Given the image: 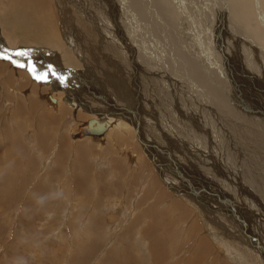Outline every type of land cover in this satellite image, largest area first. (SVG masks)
Instances as JSON below:
<instances>
[{
	"label": "rangeland",
	"instance_id": "rangeland-1",
	"mask_svg": "<svg viewBox=\"0 0 264 264\" xmlns=\"http://www.w3.org/2000/svg\"><path fill=\"white\" fill-rule=\"evenodd\" d=\"M126 1L133 11H142L137 19L138 27L145 25L149 29H167L166 20L152 11L148 0ZM171 1L173 5L177 2ZM242 1L244 26L257 38L260 24L264 21V0ZM74 2L83 6L81 0H68L64 7L63 0H45L42 10L46 17L43 15L39 21L48 26L45 25V34H35L28 14H36V18L41 13L33 14L35 7L30 5L31 0H0V37L5 41L3 44L12 52L29 47L35 51V45L46 46L44 49L47 52H41L39 58H45L59 75L65 77L63 81L52 75L46 81L36 80L25 68L0 59V264H187L186 260L202 239L208 246L207 257L204 255V261H194L195 264H264V145L258 146L253 134L256 131L264 135V115L252 107L241 105L242 98L239 102L229 95L231 83L227 82V67L229 72L233 71L231 68L235 64H230L236 59H241V62L236 60L238 66L241 63L239 72L247 61L255 62L258 76L261 74L256 63L264 68V41L254 39L253 45H243L242 41L238 54L235 40L224 36L219 49L227 54V61H224L227 67L224 74L219 73L215 66L217 74L214 76L222 81L215 78L220 92L208 91L205 73L201 69L187 68L184 51L191 49L188 52L194 53V46L188 44L187 29L177 25L174 30L179 48L177 53L173 52L176 55L173 60L168 55L171 54L168 42L166 45L162 40L161 49L150 41L146 44L140 38H134L138 53L135 62L127 53L119 55L117 51L133 44L127 34V29L134 25L132 21L131 26L127 23L131 13L112 7L109 0H99L95 7L100 17L90 19L84 14L85 10H71ZM255 4L260 6L258 9L262 17ZM84 5L89 9L87 4ZM110 6L111 13L108 14ZM193 8L194 18H198L195 14L198 13L197 7ZM69 16L89 21L84 23L81 20L84 31L94 33L90 47L100 52L99 59L94 54L89 64L96 61L99 67L97 77L102 81L91 75L84 66L86 63H80L77 55L73 57L69 48L66 52L53 47L55 36L57 42L61 41L60 44L65 47L62 34L67 37L70 34L68 31H75ZM59 19L64 23L63 29ZM191 24L187 22L185 25L190 30L198 26ZM47 30L55 33L53 41L46 36ZM152 32L158 33L155 30ZM205 34L207 40L210 35L208 29ZM149 45L152 46L148 48ZM184 45L188 48L185 49ZM144 47L151 50L148 51L154 58L141 50ZM49 49H55L59 54L50 55ZM34 51L29 57L16 59L26 64L30 60L45 71L49 65L40 60L34 61ZM228 51H232L231 54ZM257 52L260 53L257 55ZM179 57L183 58V62H179ZM191 57L194 58V55ZM162 62L163 68L169 70L174 64L176 69L173 72L177 73V79L171 81L165 72V77L161 75ZM106 72L111 74L112 85L103 83ZM234 72L240 74L237 70ZM158 75L161 77L158 78ZM180 76L185 80L192 77V81L186 85L179 79ZM61 82H67L66 87L73 95L78 89L80 98H84L89 107L73 103L70 98V102H66L68 92L64 88L51 89ZM243 83L244 93H252L256 98L259 90L247 79ZM246 84L248 89L244 87ZM235 89L232 86L237 93ZM49 95L55 98V102H50ZM243 108L250 112L251 120L243 121L235 115V111ZM95 109L102 110L104 117L116 119L111 130L101 137L89 136L83 128L85 121L95 116ZM221 136L223 138L220 139ZM180 193L185 194L184 197ZM28 198L35 210L33 215L27 207ZM155 219L162 225L150 228L153 236L150 234L148 237L146 230ZM191 224L195 232L187 233ZM169 229H173V235H170ZM172 237L177 240L174 238L169 242ZM170 245L176 246L175 249H171Z\"/></svg>",
	"mask_w": 264,
	"mask_h": 264
},
{
	"label": "bare ground",
	"instance_id": "bare-ground-1",
	"mask_svg": "<svg viewBox=\"0 0 264 264\" xmlns=\"http://www.w3.org/2000/svg\"><path fill=\"white\" fill-rule=\"evenodd\" d=\"M52 1V0H51ZM55 1V0H54ZM61 1V0H60ZM66 1H68V0H63V7L65 6V2ZM75 1V0H74ZM97 1H99V0H81V3L83 4V6H79L76 2H74L75 4H74V6H71L70 8H71V10L72 9H78L79 11H82V10H85V12H84V14L88 17V18H94L95 16H96V18L97 17H100V14L96 11V7H95V3L97 2ZM110 2H112L111 3V6L112 7H117V8H121L122 10L123 9H126L128 12H129V14L131 13V17H130V21L127 19V23L131 26V21H132V23H134V25H132V27H130L129 29H127V34L129 35V37H131L130 38V40L133 42V40H134V38H136V39H138V38H140L141 39V41H144L145 43L147 42V41H150V42H152V43H154V44H157L158 46H160L161 47V49H162V40H163V43L164 44H166L167 42H168V52L169 53H171V54H168L169 55V57L173 60L174 59V57L173 56H176V55H174L173 54V52H175V53H177L178 52V45H177V43H178V40H177V37H176V34L177 33H175L174 32V30L176 29V28H178V26L177 25H180L181 27H183V28H185V29H187V31H185V33H187L188 34V39H189V43L188 44H190L192 47H193V50H194V53L193 54H190L189 52H188V50L190 51L191 49H187L188 47H185V45L183 46L185 49H187L186 51H184L186 54H187V68L189 69V70H191V68L193 67V68H197V69H201L204 73H205V75L207 76V79L205 80L206 81V83L208 84L207 86H208V91H213V92H220V90H218L217 88H216V80H215V78H217V81H220V82H222L221 80H220V78L219 77H214L216 74H217V71L215 70V66L218 68V70H219V73H224L225 74V70H226V67L227 66H224V61H227V59L225 58L226 56H227V54H226V52L225 51H223L222 50V48H221V50L219 49L220 47V44H221V40L223 41V38H224V36H227V37H231V38H233L234 40H235V45H236V50L238 51V54H240V52H241V42L243 41L244 42V44L243 45H245L246 43L247 44H251V45H253L254 43H253V41H254V39L255 40H258V41H261V40H263L264 41V21H262L261 22V24H260V29H259V31H258V37L257 38H255V36L254 35H252V34H250V33H252V32H250L248 29H246V27L244 26V23H245V21H244V16H243V14H242V11L241 10H243V6H244V4H243V1L242 0H177V4L176 3H174V5L172 4V1L171 0H148L149 1V6L151 7V9H152V11H154L155 13H158L159 15H160V19L163 17L165 20H166V24H167V29H164V28H162V29H159V30H157V29H154V28H148V27H145V25H143V26H141V27H138V24H137V19H138V17H139V13H142V11L141 12H139L138 11V9H137V11H133L131 8H130V6L129 5H127L126 4V0H109ZM124 1H126V2H124ZM31 2H32V4L30 3V5H32V6H34L35 8H34V12H33V14L34 13H37V14H39V12L41 13L40 14V16H37L36 18H35V16H36V14L33 16H30V14H28V17L29 18H31L32 19V21L30 22L31 23V27H32V29H33V31H34V33L35 34H37L38 32L39 33H41V34H45V30H46V28H45V25H46V23H41L40 21H39V19L45 14V13H43V11L44 10H42V7H44V5H45V0H31ZM47 3H48V1H47ZM200 3V4H199ZM202 3H203V5H202ZM84 4H87L88 5V7H89V9H87V7L84 5ZM175 4H176V6H175ZM60 5V4H59ZM198 5H199V7H198ZM201 5V6H200ZM20 6V5H19ZM111 6H110V8L108 9L107 8V11H109L108 12V14H110L111 13ZM62 7V8H63ZM122 7H124V8H122ZM193 7H197V8H195V9H197L198 10V13L197 12H195V14H197L199 17L197 18V16L194 18V14H193V12H192V10H191V8H193ZM105 8V7H104ZM250 8V7H249ZM255 8L256 9H258V8H260V6L258 5V4H255ZM194 9V8H193ZM251 9V8H250ZM63 10V9H62ZM116 10V9H115ZM31 11V10H30ZM21 12V11H20ZM186 13V14H185ZM258 13H259V15H260V17H262V15H261V13H260V10L258 9ZM68 14V13H67ZM147 14H148V16L151 18V19H153V17L151 16V14H150V12L149 11H147ZM192 14H193V17H191L192 16ZM47 15V14H46ZM60 15V14H59ZM80 15V14H79ZM113 15V14H112ZM186 15H188V18L186 17ZM45 16V15H44ZM75 16V15H74ZM77 16V15H76ZM128 16V15H127ZM46 17V16H45ZM49 17H50V15H49ZM63 17H65V14L63 15ZM67 17H68V15H67ZM70 17V16H69ZM1 18V17H0ZM79 18V17H78ZM78 18H72V17H70V21L72 22L73 21V25L75 26V31H74V29H73V32H71V31H68V32H70V34L69 35H67V37H65V35L63 36V34H62V37L64 38V43L66 44V46L65 47H63L62 46V44H60V42L58 43L57 42V39H56V36H55V44L53 45V47L54 48H57V47H59V50L60 49H63L64 51H68V48H69V51H70V53L72 54V56L73 57H75L76 55L78 56L77 57V59H78V61L80 62V63H83V62H85L86 64L84 65V66H86V68H87V70L89 71V73L91 74V75H93L98 81L100 80V81H102V79H100L99 77H97L98 75H97V72L99 71V67L96 65V61L94 62V63H91V64H89L90 62H91V60L94 58V54L98 57L100 54V52H97V51H95V50H93L91 47H90V44H91V42L93 41V38L92 37H94V36H92V35H94V33H88V32H85L84 31V26H83V22L84 23H87V22H89L87 19H84L83 17L81 18V19H78ZM128 18V17H127ZM192 18V19H191ZM65 19V18H64ZM98 19V18H97ZM96 19V20H97ZM196 19V20H195ZM252 19H254V18H252ZM81 20L83 21V22H81ZM236 20V21H235ZM68 21V20H67ZM95 21V20H94ZM112 21V20H111ZM192 21V22H191ZM14 22V21H13ZM20 22V21H19ZM59 25H60V28L61 29H63V22L59 19ZM66 22V21H65ZM187 22H190V25H192L191 23H193L194 25L195 24H197L198 26L197 27H191V30L187 27V25H185ZM176 23V24H175ZM22 24V23H21ZM50 24V23H49ZM165 24V25H166ZM25 25H26V22H25ZM99 25V24H98ZM46 26H48V25H46ZM88 26V25H87ZM100 26V25H99ZM25 27V26H24ZM29 27V26H28ZM101 27V26H100ZM114 27V26H113ZM181 27H179V28H181ZM17 29H18V27H16ZM86 28V27H85ZM24 29V28H23ZM71 29V28H70ZM116 29V28H115ZM206 29H208V33L210 34L209 36H208V38H207V40H206V34H205V30ZM90 30V29H89ZM118 30V29H117ZM152 30H155V31H158V33H153L152 32ZM100 31L101 32H104V30L102 29V28H100ZM124 30H122V32H123ZM126 31V30H125ZM184 31V30H183ZM16 32V31H15ZM177 32H178V29H177ZM64 33H65V31H64ZM153 33V34H152ZM181 33V32H180ZM53 34H55L54 32H51V31H48L47 30V32H46V36L48 37V38H50V39H52V41H53ZM58 34V33H57ZM113 34V33H112ZM160 34V35H159ZM102 35V34H101ZM125 35V34H124ZM162 35V36H161ZM179 35V34H178ZM184 35V34H183ZM118 36H120V35H118ZM186 36V35H185ZM122 37V36H121ZM126 37V36H125ZM162 37H163V39H162ZM127 38V37H126ZM228 39V38H227ZM226 39V40H227ZM66 40H67V42H68V44L66 43ZM17 41V40H16ZM95 41V40H94ZM128 41V40H127ZM140 41V40H139ZM140 41V42H141ZM194 41V42H193ZM229 41V40H228ZM131 42V43H132ZM139 42V43H140ZM149 42V43H150ZM226 42V41H225ZM3 43H5V41L0 37V51H4V50H9V48H7L6 46H5V44H3ZM181 43H183V42H181ZM233 43V42H232ZM28 44L29 43H27V46H28ZM110 44V43H109ZM142 44H143V42H142ZM147 44V43H146ZM174 44H176V45H174ZM226 44V43H225ZM4 45V46H3ZM34 45V44H33ZM167 45V44H166ZM242 45V46H243ZM137 47V45L133 42V44H131L130 45V47L129 48H127V47H122L123 49H117L115 46V48L117 49V51H118V54L120 55L121 54V52H124V53H127L128 54V56L131 58V61H137V58H138V53H137V50H136V47ZM152 45H149L148 46V48H150ZM164 46V45H163ZM248 46H250V45H248ZM32 47V46H31ZM46 46H43L42 44L41 45H35L34 46V48H36L35 49V51H34V49L33 50H31L30 51V54H33L32 52L34 51V52H36V56H35V58L33 59L34 61L35 60H40V61H42L44 64H46V65H50V62H48V61H46V59L45 58H42V59H40L39 57H41L40 56V54H41V52H47L46 51V49H44ZM93 47V46H92ZM159 47V48H160ZM182 47V48H183ZM252 47V46H251ZM52 48V47H51ZM250 48V47H249ZM253 48V47H252ZM29 49H32V48H30L29 47ZM100 49V48H99ZM138 49H140L139 48V46H138ZM164 49V48H163ZM97 50V49H96ZM102 50V49H101ZM141 50L144 52V53H146V54H150L151 55V57L152 58H154L153 56L154 55H152V53H149V51L148 50H150V49H145V47L144 48H141ZM49 51V53H50V55H51V53L53 54V55H57V54H59V51H57V50H55V49H49L48 50ZM52 51V52H51ZM110 51H111V48H110ZM151 51V50H150ZM12 51L11 50H9V53H11ZM61 52V51H60ZM165 52V51H164ZM229 52V51H228ZM231 52L232 51H230L229 53L231 54ZM260 52H257V55L259 54ZM180 54H181V52H180ZM235 54V53H234ZM42 55V54H41ZM111 55V54H110ZM118 55V56H119ZM165 55V54H164ZM182 55H183V53H182ZM192 55H194V58H192L191 56ZM32 56V55H31ZM116 56V55H115ZM231 56V55H230ZM114 57V56H113ZM140 57V56H139ZM182 57V56H181ZM232 57H235V55L234 56H232ZM257 57V56H256ZM120 58H122V57H120ZM229 58V57H228ZM257 58H259V57H257ZM13 59H15V60H18V59H16V57H14L13 56ZM98 59H99V57H98ZM149 59V58H148ZM160 59V58H159ZM245 59H248L247 57L245 58ZM67 60V59H66ZM96 60V59H95ZM179 62L182 60V62H183V58L181 59L180 57H179ZM234 60V59H233ZM237 60V59H236ZM236 60H235V62L233 61V63L232 64H230V66L231 65H234L235 64V67H232L231 69L233 70V71H231V72H229L230 71V69L227 67V69H228V74H227V82H228V84H230L231 83V85H230V87H229V95H233L234 96V99L235 100H239V102H240V100H241V98H242V100H241V105H243L244 107H246V106H249V107H252L253 109H255V111L256 112H258V111H260V112H263L262 114L264 115V68L261 66V65H258L257 63H256V65H257V69H258V71L261 73L259 76H258V74H257V72H256V70H255V68H254V64H255V62H251V63H248L247 61H246V63H245V65H242V69H241V72H239V69H238V67L239 66H241V63H240V65L238 66V64L236 63ZM261 60V59H260ZM19 61V60H18ZM75 61V60H74ZM159 61V60H158ZM238 62H241V59H238L237 60ZM259 61V59L258 60H256V62H258ZM1 62V61H0ZM21 62H23V63H25L24 61H21ZM72 62H73V60H72ZM71 62V63H72ZM185 62V61H184ZM217 62H219L217 65H216V63ZM107 63V62H106ZM147 63V62H146ZM150 63V62H149ZM172 63V61L170 62V63H167L165 66H167V65H170ZM175 63V62H174ZM226 63H228V62H226ZM242 63H244V61L242 60ZM5 64V63H4ZM26 64V63H25ZM89 64V65H88ZM138 64V63H137ZM261 64V63H260ZM71 65V64H70ZM96 65V66H95ZM160 65H161V70H160V72H162V76H164L163 75V72H165V73H167V75L169 76V78H170V80L171 81H173V79L174 78H176V76H177V73L176 72H173L176 68L174 67V64H172L171 65V67H170V70H169V68H163L164 67V64H163V62L162 63H160ZM228 65V64H227ZM36 66V65H35ZM73 66V65H72ZM75 67L77 66V65H74ZM158 66V65H157ZM2 67V66H1ZM159 67V66H158ZM67 68V70H68V67H66ZM65 68V69H66ZM4 69V68H3ZM26 70H27V68H25ZM36 69H37V71L38 72H40V71H42V68H40V66H36ZM149 69V68H148ZM1 70H2V68H1ZM24 70V69H23ZM72 70H77L76 68L75 69H73L72 68ZM171 70H172V72H171ZM238 71L240 74H236L234 71ZM9 71V70H8ZM28 71V70H27ZM78 71V70H77ZM104 71V70H103ZM110 71V70H109ZM113 70H111V72H112ZM181 71V70H180ZM29 72V71H28ZM169 72H171V74L172 75H170V73ZM184 72V71H183ZM74 73V72H73ZM76 73H80V72H76ZM181 73V72H180ZM245 74V75H243V74ZM185 74V73H184ZM106 75L107 76H105L104 77V80H103V83L104 84H106L107 83V85H112V83H111V74L110 73H108V72H106ZM161 75L159 76H157L158 78H160L161 77ZM166 75V76H167ZM87 76V75H86ZM90 76V75H89ZM80 77V76H79ZM83 77V76H82ZM85 77V76H84ZM88 77V76H87ZM91 77V76H90ZM102 77V76H101ZM165 77V76H164ZM13 78V77H12ZM11 78V79H12ZM157 78V79H158ZM81 79V78H80ZM88 79H90L89 77H88ZM107 79V80H106ZM177 79V78H176ZM179 79L183 82V83H186V85H187V82L189 81H192V77H190V78H187V80H185L184 78H182L181 76L179 77ZM245 79H247L248 80V82H250V83H252V85H253V87H255L256 89H258L259 90V94L257 95V97L256 98H254L253 97V95H252V93H244V89H243V85H244V83H243V81L245 80ZM86 80V79H85ZM94 80V79H93ZM161 82L163 81L164 82V80L163 79H159ZM170 80H168V81H170ZM92 81V80H91ZM95 81V80H94ZM177 81V80H176ZM254 81L257 83V84H255L254 83ZM106 82V83H105ZM116 82H119V81H116ZM5 83V82H4ZM120 83V82H119ZM179 83V82H178ZM194 82H192V84H193ZM215 83V84H214ZM169 84V83H168ZM177 84V83H176ZM7 85V84H6ZM64 85V86H63ZM102 85V84H101ZM135 85V84H134ZM256 85L258 86V88L256 87ZM67 82H61L60 83V85L58 86V87H55V85H53L52 86V90H58V89H65V92H68V93H66L67 94V96H66V98H65V100H66V102H70V100H69V98L72 100V102L74 103V102H78L79 104H81V105H83V106H87V107H89V105L86 103V101L84 100V98H80L81 97V95L79 94V91H78V89H76L74 92H76V94L75 95H73V94H71V91L69 90V89H67ZM232 86H234L236 89V91H237V93L234 91V90H232ZM22 87V86H21ZM170 87V86H169ZM245 88H247L248 89V85L246 84L245 86H244ZM51 90V91H52ZM89 90V89H88ZM90 90H92V89H90ZM203 90V89H202ZM226 90V89H225ZM251 90V89H250ZM189 91H190V89H189ZM255 91V90H254ZM64 92V93H65ZM254 93H256V92H254ZM63 94V93H62ZM203 94V93H202ZM217 94V93H216ZM226 94V93H225ZM85 95V94H84ZM197 95V94H196ZM170 96V95H169ZM58 97H59V95H58ZM57 97V98H58ZM195 97V96H194ZM202 97V96H201ZM208 97H210V96H208ZM192 98V97H191ZM78 99V100H77ZM80 99V100H79ZM233 99V98H232ZM49 100H50V102H55V98H52V96L51 95H49ZM64 100V99H63ZM208 100V99H207ZM234 100V101H235ZM247 100V101H246ZM5 101V100H4ZM57 101H58V99H57ZM59 101H60V99H59ZM58 101V102H59ZM68 102V103H69ZM88 102V101H87ZM238 102V103H239ZM63 103V102H62ZM72 103V104H73ZM77 103V104H78ZM150 103V102H149ZM56 104V103H55ZM66 104V103H65ZM208 104H210L209 102H208ZM59 105V104H58ZM76 105V104H75ZM236 104H234L233 106H235ZM69 106V105H68ZM72 106V105H71ZM74 106V105H73ZM77 106V105H76ZM155 106V105H154ZM55 107V106H54ZM80 107V106H79ZM175 107H176V105H175ZM72 108V107H71ZM95 108V107H94ZM154 108H156V107H154ZM153 108V109H154ZM177 108V107H176ZM188 108V107H187ZM209 108H211V107H209ZM251 108V109H252ZM252 109V110H253ZM92 110V109H91ZM157 110V109H156ZM93 111V110H92ZM95 112H93V114L95 115V116H93V117H90V118H92L94 121L93 122H91V125H97L98 126V124L97 123H99V124H101V125H103L102 127H103V129L99 132V133H95L94 134V132H88L87 131V121H88V119H90V118H88L86 121H85V125H84V131H85V134H87V135H89V136H93V137H101L103 134H105V132H107L108 130H111L110 128L114 125L113 124V122H114V120H116V119H113V117H104L102 114H103V111L102 110H94ZM112 111V110H111ZM115 111V110H114ZM155 111V110H154ZM253 112V111H252ZM112 113V112H111ZM156 113H158V111L157 112H155V114ZM216 113V112H215ZM250 113V112H249ZM246 110H244V108L243 109H240V110H237V111H235V115L239 118V119H241V120H243V121H249V120H251L252 118H251V115L249 114ZM130 114V113H129ZM176 114V113H175ZM112 115V114H111ZM114 115H116V113H114ZM160 115V114H159ZM159 115H157V116H159ZM254 115V114H253ZM59 116H61V115H59ZM58 116V117H59ZM25 117V116H24ZM221 117V116H220ZM257 117V116H256ZM75 118V117H74ZM164 118V117H163ZM263 118V117H262ZM25 119V118H24ZM132 120V119H131ZM131 120H129V122L131 121ZM140 120V119H139ZM138 120V121H139ZM163 120V119H162ZM135 121V120H134ZM97 122V123H96ZM125 121H123V123H124ZM140 122V121H139ZM237 122V121H236ZM254 122H255V119H254ZM35 123V122H34ZM46 123V122H45ZM234 123V122H233ZM116 124V123H115ZM120 122H119V125H118V127L120 126ZM125 124H127L126 126H129V124L128 123H125ZM130 124H132L131 122H130ZM137 124H138V122H137ZM142 124V123H141ZM245 124V123H244ZM244 124H242V125H244ZM263 124V123H262ZM162 125V124H161ZM160 125V126H161ZM215 125V124H214ZM125 126V125H124ZM124 126H122V128H124ZM134 126V125H133ZM139 126V125H138ZM160 126H158V127H160ZM157 127V128H158ZM167 127V126H166ZM187 127V126H186ZM260 127V126H259ZM121 128V127H120ZM242 128H243V126H242ZM125 129V128H124ZM133 129V128H132ZM139 129V128H138ZM137 129V130H138ZM189 129V128H188ZM212 129V128H211ZM219 129V128H218ZM225 129V128H224ZM246 129V128H245ZM261 129V128H260ZM141 130H142V128H141ZM144 130V129H143ZM213 131V130H212ZM246 131H247V129H246ZM49 132L50 133H52L51 132V130H49ZM138 132V131H137ZM188 132V131H187ZM229 132V131H228ZM239 132V131H238ZM242 132V131H241ZM260 132V131H259ZM143 133V132H142ZM194 133V132H193ZM139 134H141V132L139 133ZM244 134V133H243ZM245 134H246V132H245ZM254 134V140H256V143L258 144V146H260V145H264V135H262L261 133H258V132H254L253 133ZM6 135V134H5ZM8 135V134H7ZM194 135V134H193ZM227 135V134H226ZM229 135V134H228ZM231 135H232V133H231ZM175 136V135H174ZM104 137H106V136H104ZM103 137V138H104ZM142 137V136H141ZM194 138V137H193ZM221 138H223L222 136L220 137V139ZM167 139V138H166ZM239 139V138H238ZM237 139V140H238ZM249 139V138H248ZM219 140V139H218ZM236 140V139H235ZM240 140V139H239ZM198 141V140H197ZM220 141V140H219ZM225 141H226V139H225ZM143 142H144V140H143ZM150 142V141H149ZM167 142V141H166ZM216 142H217V140H216ZM233 142V141H232ZM145 143V142H144ZM194 143V142H193ZM208 143H209V141H208ZM236 143V142H235ZM242 143V142H241ZM253 143V142H252ZM190 144V143H189ZM195 145H196V143H194ZM218 144V143H217ZM244 144V143H243ZM145 145H147V144H145ZM149 145V144H148ZM228 145V144H227ZM230 145V144H229ZM250 145V144H249ZM224 146V145H223ZM237 146H238V142H237ZM240 146V145H239ZM212 147V146H211ZM88 148V147H87ZM151 149V148H150ZM160 150V149H159ZM158 150V151H159ZM179 149H177V151H178ZM264 150V149H263ZM85 151H87V150H85ZM89 151H91V150H88V152ZM148 151H149V149H148ZM152 151V150H151ZM253 151H255V150H253ZM181 152V151H180ZM240 152V151H239ZM239 152H237L238 154H239ZM160 153V152H159ZM227 153V152H226ZM260 153V152H259ZM169 154V153H168ZM195 154H197V153H195ZM229 154V153H228ZM49 155V154H48ZM51 155V154H50ZM171 155V154H170ZM173 155V154H172ZM177 155V154H176ZM240 155V154H239ZM258 155V154H257ZM182 156V155H181ZM225 156V155H224ZM58 157V156H57ZM108 157V156H107ZM214 157V156H213ZM219 157V156H218ZM227 157V156H226ZM180 158V157H179ZM207 158V157H206ZM223 158V157H222ZM225 158V157H224ZM175 159V158H174ZM189 159V161H191L190 160V158H188ZM201 159H204V158H201ZM221 159V158H220ZM237 159V158H236ZM46 160H47V158H46ZM54 160V159H53ZM52 160V161H53ZM100 160V159H99ZM180 160H181V158H180ZM179 160V161H180ZM224 160V159H223ZM223 160H222V162H223ZM226 160V159H225ZM224 160V161H225ZM230 160V159H229ZM229 160H227V161H229ZM175 161V160H174ZM219 161V160H218ZM173 163V162H172ZM175 163V162H174ZM187 163V162H186ZM190 163V162H189ZM207 163V162H206ZM218 163V162H217ZM223 163H225V162H223ZM264 163V162H263ZM205 164V163H204ZM209 165V164H208ZM170 166V165H169ZM173 165H171V167H172ZM174 167H175V165H174ZM179 167V166H178ZM177 167V168H178ZM187 167V166H186ZM202 167V166H201ZM121 168V167H120ZM185 168V167H184ZM216 168V167H215ZM180 169V168H179ZM178 169V170H179ZM199 169H201V168H199ZM181 170H182V168H181ZM218 170V169H217ZM187 171H188V169H187ZM205 171V170H204ZM207 172H208V170H207ZM234 172V171H233ZM186 173V172H185ZM25 174V173H24ZM176 174V173H175ZM179 174V173H178ZM196 174H198V173H196ZM234 174V173H233ZM238 174H240V173H238ZM26 175V174H25ZM125 175V174H124ZM173 175V174H172ZM185 175V174H184ZM190 175H191V173H190ZM220 175V174H219ZM227 175V174H226ZM231 175V174H230ZM229 175V176H230ZM177 176H180V175H177ZM176 176V177H177ZM212 176H213V174H212ZM244 176V175H243ZM181 177V176H180ZM199 177V176H198ZM225 177V176H224ZM178 178V177H177ZM190 178V177H189ZM193 178V177H192ZM228 178V177H227ZM230 178V177H229ZM238 178V177H237ZM90 179V178H89ZM133 179V178H132ZM154 179V178H153ZM183 179H184V177H183ZM201 179V178H200ZM218 179V178H217ZM239 179V178H238ZM233 180H234V178H233ZM89 181V180H88ZM118 181V180H117ZM186 181V180H185ZM190 181V180H189ZM204 181V180H203ZM202 181V182H203ZM215 181V180H214ZM90 182H91V180H90ZM89 182V183H90ZM92 182H93V179H92ZM187 182V181H186ZM212 182V181H211ZM96 183V182H95ZM119 183V182H118ZM117 183V184H118ZM191 183H193V182H191ZM220 183V182H219ZM231 183V182H230ZM79 184V183H78ZM97 184V183H96ZM188 184V183H187ZM189 184H190V182H189ZM188 184V185H189ZM215 184V183H214ZM221 184V183H220ZM119 185V184H118ZM122 185H123V183H122ZM170 185H172V184H170ZM237 185V184H236ZM78 186V185H77ZM129 186V185H128ZM150 186H152V185H150ZM184 186V185H183ZM195 186V185H194ZM59 187V186H58ZM122 187V186H121ZM154 187V186H153ZM153 187H151V188H153ZM188 187V186H187ZM199 187V186H198ZM218 187V186H217ZM223 187V186H222ZM108 188V187H107ZM175 188V187H174ZM189 188V187H188ZM96 189V188H95ZM98 189V188H97ZM176 190H181L182 188H175ZM174 189V190H175ZM200 189V188H199ZM258 189H259V187H258ZM55 190V189H54ZM58 190V189H57ZM191 190V189H190ZM207 190V189H206ZM220 190V189H219ZM218 190V191H219ZM242 190V189H241ZM253 190V189H252ZM256 190V189H255ZM153 191V190H152ZM173 191V190H172ZM185 191V190H184ZM203 191V190H202ZM223 191V190H222ZM96 192H97V190H96ZM164 192V191H163ZM178 192V191H177ZM200 192V191H199ZM207 192V191H206ZM216 192V191H215ZM251 192V191H250ZM249 192V193H250ZM254 192V191H253ZM259 192H261V191H259ZM258 192V193H259ZM104 193V192H103ZM107 193V192H106ZM201 193V192H200ZM204 193V192H203ZM214 193V192H213ZM225 193V192H224ZM99 193H97V195H98ZM109 194V193H108ZM218 194V193H217ZM260 194H262V193H260ZM259 194V195H260ZM180 195L182 196V197H184L183 195H185V194H181L180 193ZM227 195V194H226ZM253 195V194H252ZM258 195V196H259ZM113 196V195H112ZM168 196V195H167ZM256 197H257V195H255ZM56 197V196H55ZM98 197V196H97ZM189 196H187V198H188ZM260 197V196H259ZM58 198V197H57ZM94 198H96V197H94ZM99 198H101L100 196H99ZM116 198H118L117 196H116ZM126 198V197H125ZM128 199H129V197H127ZM133 198V197H132ZM190 198V197H189ZM260 198H262V197H260ZM30 198H28V201H27V203L29 204L27 207L29 208V213L31 214V212H32V215H33V213L35 212V210H34V208L32 207V203H31V201L29 200ZM176 199V198H175ZM185 199V198H184ZM183 199V200H184ZM220 199V198H219ZM58 200V199H57ZM92 200V199H91ZM94 200V199H93ZM114 201H115V199H113ZM144 200V199H143ZM158 200H161V198H158ZM157 200V201H158ZM186 200V199H185ZM194 200V199H193ZM214 200V199H213ZM224 200V199H223ZM239 200V199H238ZM132 201V200H131ZM195 201V200H194ZM230 201V200H229ZM259 201V200H258ZM249 202V201H248ZM257 202V201H256ZM158 203V202H157ZM190 203V202H189ZM189 203H187V204H189ZM194 203V202H193ZM138 204H139V202H138ZM190 204H192V203H190ZM115 205V204H114ZM118 205V204H117ZM200 205V204H199ZM222 205V204H221ZM256 205V204H255ZM111 206V205H110ZM263 206V205H262ZM193 207V206H192ZM222 207V206H221ZM255 207V206H254ZM100 208V207H99ZM107 208V207H106ZM211 208V207H210ZM232 208V207H231ZM241 208V207H240ZM257 208V207H256ZM218 209V208H217ZM227 209V208H226ZM225 209V210H226ZM229 209V208H228ZM105 210V209H104ZM219 210H220V208H219ZM236 210V209H235ZM263 210V209H262ZM92 211H93V209H92ZM95 211H96V207H95ZM123 211V210H122ZM145 211H147V210H145ZM256 211V210H255ZM258 211V210H257ZM23 212V211H22ZM94 212V211H93ZM104 212V211H103ZM125 212V211H124ZM148 212V211H147ZM237 212V211H236ZM242 212V211H241ZM96 213H97V211H96ZM120 215H122L123 214V212H118ZM117 213V214H118ZM122 213V214H121ZM125 213H127V211L125 212ZM50 214V213H49ZM225 214V213H224ZM236 214V213H235ZM243 214H244V212H243ZM26 215V214H25ZM200 215V214H199ZM223 215V214H222ZM226 215V214H225ZM234 215V214H233ZM240 215V214H239ZM125 216H127L126 214H125ZM136 216V215H135ZM142 216V215H141ZM161 216V215H160ZM169 216V215H168ZM183 216V215H182ZM181 216V217H182ZM121 217V216H120ZM226 217V216H225ZM152 218V217H151ZM162 218H163V216H162ZM228 218V217H227ZM142 219V218H141ZM229 219V218H228ZM99 221V220H98ZM137 221V220H136ZM204 221V220H203ZM262 222V221H261ZM179 222H177V224H178ZM173 224H175L174 223V221H173ZM158 225V226H157ZM160 225H162L158 220H153L152 221V225L150 226V227H148L149 229L148 230H146V234L148 235V237H149V235L151 234V230H150V228H153V227H155V226H157V227H159ZM187 225V224H186ZM250 225V224H249ZM208 226V225H207ZM213 226V225H212ZM164 227V226H163ZM175 227V226H174ZM242 227V226H241ZM140 228V227H139ZM166 228V227H165ZM144 229V228H143ZM159 229V228H158ZM152 230H156V229H152ZM170 230V229H169ZM208 230V229H207ZM257 230V229H256ZM172 231H173V229L172 230H170L169 232H171V234L170 235H173L172 234ZM180 231V230H179ZM243 231V230H242ZM187 233H189V232H195V228L193 227V224H191V226H190V230L189 229H187V231H186ZM237 232V231H236ZM177 233V232H176ZM169 234V233H168ZM152 235V234H151ZM239 235V234H238ZM153 236V235H152ZM190 236V235H189ZM171 237V236H170ZM176 237H177V234H176ZM176 237H172L171 239H168L169 240V242H170V240H173L174 238H176ZM179 238H180V236H179ZM207 238V237H206ZM163 240H164V238H162ZM167 239V238H166ZM183 239V238H182ZM185 239H189L188 237H185ZM246 239H248V238H246ZM156 240V239H155ZM176 240H177V238H176ZM157 241V240H156ZM186 241V240H185ZM159 242V241H158ZM157 242V243H158ZM172 242V241H171ZM179 242V241H178ZM181 242V241H180ZM179 242V243H180ZM168 243V242H167ZM166 243V244H167ZM184 243V241H182V244ZM191 243V242H190ZM159 244V243H158ZM164 244V243H163ZM166 244H165V246H166ZM162 246V245H161ZM171 246V249H172V247L175 249V247L176 246H172V245H170ZM184 246V245H183ZM197 246V248L195 247V250L191 253V255L188 257V259L186 260V263L187 264H192V263H194L195 264V262L194 261H199V262H202V261H204V255H205V253H207L208 251H207V249H208V246L206 245V242H204V240L202 239V240H200L199 242H198V244L196 245ZM239 246V245H238ZM244 246V245H243ZM237 247V246H236ZM264 247V246H263ZM207 248V249H206ZM232 248V247H231ZM242 248V247H241ZM151 249V248H150ZM234 249V248H233ZM232 249V250H233ZM243 249V248H242ZM113 250V249H112ZM166 250V249H165ZM236 250H238V248L236 249ZM158 251V253H159V250H157ZM226 251H227V249H226ZM233 251H235V249L233 250ZM143 253H145V252H143ZM164 253V252H163ZM230 253V252H229ZM244 254H246V253H244ZM156 255H157V253H156ZM160 255H161V253H160ZM238 255V254H237ZM114 256V255H113ZM234 256H236V254L234 255ZM241 256V255H240ZM187 257V256H186ZM205 257H207L206 255H205ZM237 257V256H236ZM111 258V257H110ZM109 259V258H108ZM152 259V258H151ZM203 259V260H202ZM244 259H246V258H244ZM85 260V259H84ZM84 260H83V262H84ZM188 261V262H187ZM233 263V262H232ZM221 264H224V263H222L221 262Z\"/></svg>",
	"mask_w": 264,
	"mask_h": 264
},
{
	"label": "snow or ice",
	"instance_id": "snow-or-ice-1",
	"mask_svg": "<svg viewBox=\"0 0 264 264\" xmlns=\"http://www.w3.org/2000/svg\"><path fill=\"white\" fill-rule=\"evenodd\" d=\"M30 49H18L14 52L9 53V50L0 51V59L9 60L11 63L15 64L17 67L20 68H27V70L31 73L34 79L40 81H46L49 75L56 77L58 80L63 81L65 77L59 75L53 68V66L49 65L45 71L38 72L36 69L35 64H33L30 60L27 64L13 59L15 57H29L30 56Z\"/></svg>",
	"mask_w": 264,
	"mask_h": 264
},
{
	"label": "water",
	"instance_id": "water-1",
	"mask_svg": "<svg viewBox=\"0 0 264 264\" xmlns=\"http://www.w3.org/2000/svg\"><path fill=\"white\" fill-rule=\"evenodd\" d=\"M94 120L92 119V118H90V119H88V121L86 122L87 123V131L89 132H94V134L95 133H99L102 129H103V125H101V124H99V123H97L98 124V126L97 125H91V122H93Z\"/></svg>",
	"mask_w": 264,
	"mask_h": 264
}]
</instances>
